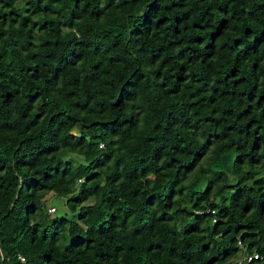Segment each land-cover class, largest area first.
Listing matches in <instances>:
<instances>
[{
  "label": "trees",
  "instance_id": "trees-1",
  "mask_svg": "<svg viewBox=\"0 0 264 264\" xmlns=\"http://www.w3.org/2000/svg\"><path fill=\"white\" fill-rule=\"evenodd\" d=\"M239 253L264 264V0H0V264Z\"/></svg>",
  "mask_w": 264,
  "mask_h": 264
},
{
  "label": "rangeland",
  "instance_id": "rangeland-1",
  "mask_svg": "<svg viewBox=\"0 0 264 264\" xmlns=\"http://www.w3.org/2000/svg\"><path fill=\"white\" fill-rule=\"evenodd\" d=\"M76 131V130H74ZM73 158L77 161H80L81 158L78 156H73ZM46 211L48 213V208L50 207H54L55 208V212H52L53 214H50L51 217L57 216V217H67V218H72L75 213H73L74 211L70 210V208L64 203V200L58 196H52L51 194H48L46 196ZM243 254H238L235 258V261H242Z\"/></svg>",
  "mask_w": 264,
  "mask_h": 264
},
{
  "label": "built area",
  "instance_id": "built-area-1",
  "mask_svg": "<svg viewBox=\"0 0 264 264\" xmlns=\"http://www.w3.org/2000/svg\"><path fill=\"white\" fill-rule=\"evenodd\" d=\"M54 208L52 207V208H48V213H52V212H54ZM241 243L240 242H238V245H240ZM20 258V260L23 262L24 261V258L23 257H19ZM261 259V256L258 254V253H253V254H248V255H246V257H245V261H240L239 260V263L240 264H247V263H249V262H254V261H258V260H260Z\"/></svg>",
  "mask_w": 264,
  "mask_h": 264
}]
</instances>
